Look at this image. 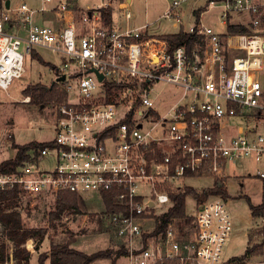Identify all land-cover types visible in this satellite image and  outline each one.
Returning <instances> with one entry per match:
<instances>
[{
  "label": "built area",
  "instance_id": "obj_1",
  "mask_svg": "<svg viewBox=\"0 0 264 264\" xmlns=\"http://www.w3.org/2000/svg\"><path fill=\"white\" fill-rule=\"evenodd\" d=\"M6 1L0 89L7 91L26 73V58L45 48L60 57L52 69L65 76L56 83L66 98L55 108V136L17 170L0 172V190L113 193L117 210L105 216L126 250L125 264H264L226 256L234 224L221 194L195 198L194 213L160 228L174 205L171 193L187 186L182 179L224 183L229 163L264 160V0H208L199 19L213 7L222 9L225 25L245 13L251 32L219 33L198 20L184 29L202 41L192 49H171L147 25H132L128 0L111 23L101 11L111 3L88 4L78 19L77 0ZM184 1L165 8L175 27L183 28ZM160 82L184 88L163 114L154 107ZM49 156L51 166L43 167ZM257 174L264 178V170ZM21 246L36 252L32 237ZM0 264H16L12 247Z\"/></svg>",
  "mask_w": 264,
  "mask_h": 264
},
{
  "label": "rangeland",
  "instance_id": "obj_2",
  "mask_svg": "<svg viewBox=\"0 0 264 264\" xmlns=\"http://www.w3.org/2000/svg\"><path fill=\"white\" fill-rule=\"evenodd\" d=\"M120 1L126 2V0H77L78 19L81 18L88 4L97 6L111 3L116 13H119L122 11L119 6ZM169 1L128 0L126 4L133 12L131 23L134 26L147 25V30L152 35L178 32L181 28L175 27L173 20L164 17ZM207 1L186 0L182 3L180 11L183 29L188 30L201 20L219 33L227 31L220 16L222 9L219 7L208 9L199 19L198 13L206 7ZM31 3L36 2L31 1ZM248 16L245 13H236L229 21L246 24L250 21ZM37 52L38 54L33 53L26 58V73L20 78H15L7 91L0 89V162L16 155L17 148L13 143L47 141L55 136V108L58 102L36 104L30 102V96L23 94V90L29 84L42 83L49 87L56 78L52 68L54 64L60 63V57L45 48H37ZM262 81L264 83V75ZM56 88L52 90L53 93H57ZM155 89L159 95L154 100V107L162 114L180 100L184 91L183 86L163 82L157 83ZM26 97H29L27 102L23 101ZM51 164L52 158L49 156L43 160L42 166L49 167ZM258 169L264 170V160L258 162L254 159H238L227 165V177L223 181L229 195H223L222 198L231 212L234 224L232 234L225 246V254L228 257L242 256L251 238L253 242L250 244L260 242L263 238L258 230L264 226V221L261 223L260 217L252 215L246 198L250 196L255 204L264 199V178L257 174ZM215 180L214 177H186L181 181L196 189H203L212 187ZM57 194L55 192H41L34 195L22 193L16 200L7 204L9 209L16 208L21 211L24 228L45 230L44 235L35 233L30 236L34 240L36 252L30 254L29 264H38L41 253L49 252L55 244L69 245L88 253L107 248L119 249L120 240L107 222L105 216L107 207L100 193L83 192L79 208L67 209L58 218L53 219L51 213L56 209ZM194 205L195 197L189 195L186 199L189 213L195 212ZM181 227L186 229L187 224L182 223ZM2 243H5L8 254L11 247L15 252V243L6 237L4 227L0 223V246ZM244 260L263 261L264 251L249 255ZM110 263L111 259L102 258L91 264ZM46 264H50L49 261ZM117 264H125V258H118Z\"/></svg>",
  "mask_w": 264,
  "mask_h": 264
},
{
  "label": "trees",
  "instance_id": "obj_3",
  "mask_svg": "<svg viewBox=\"0 0 264 264\" xmlns=\"http://www.w3.org/2000/svg\"><path fill=\"white\" fill-rule=\"evenodd\" d=\"M4 0H0V6ZM101 11L105 20L108 23L113 21L114 7H102ZM199 15V13H198ZM199 17V16H198ZM227 31L229 33H244L250 32L251 29L245 24L228 23ZM162 37L168 40L171 49L186 45L189 49L195 47L196 44L202 43L201 39L195 34L186 32L181 28L178 32L161 34ZM42 59V58H40ZM57 83L50 85L49 87L42 83L29 84L24 90V96H30V102L36 104H47L50 102H60L66 98V93L56 88ZM56 88L57 93H53L52 90ZM17 148L16 155L12 158L5 159L0 162V172H9L17 170V168L26 160L31 158V154H38L39 150L45 147L47 141H30L28 143L19 144L13 143ZM22 193L18 188L0 190V223L4 227V233L6 237L10 238L15 243V258L16 264H29L30 253L25 247L21 248V244L26 239L35 233L45 234V230L26 229L23 226V217L19 209L8 208L7 204H10L16 200ZM211 194H221L224 196L229 195L228 189L225 185L217 184L215 187H208L203 189H196L193 186L187 185L184 191L171 193V198L174 201V205L161 216L160 228L163 229L174 217L187 218L186 216V199L189 195H194L195 198L200 200L205 199ZM81 194L72 191H59L56 198V209L51 213L53 219L58 218L67 209L79 208ZM103 200L106 204V213L117 210L115 207V197L113 193L104 192L102 194ZM248 204L251 208L252 215L264 218V199L262 202L255 204L250 196H246ZM6 203V204H5ZM4 204V205H3ZM258 233L262 235L260 242L252 243L246 249V252L234 259H245L249 255L259 254L264 251V226L258 230ZM49 253V254H48ZM126 250L123 245L120 244L119 249L107 248L105 250H98L95 252H85L83 250L70 247L69 245L55 244L51 247L49 252L41 253L38 258V264H46L50 261V264H91L97 259H111L110 264H117L118 258L123 256ZM9 256L5 243L0 246V260L5 261Z\"/></svg>",
  "mask_w": 264,
  "mask_h": 264
},
{
  "label": "water",
  "instance_id": "obj_4",
  "mask_svg": "<svg viewBox=\"0 0 264 264\" xmlns=\"http://www.w3.org/2000/svg\"><path fill=\"white\" fill-rule=\"evenodd\" d=\"M9 3H10V0H7V1H6V5H9ZM99 76H100V78H103V75H102V74H100ZM64 78H65L64 75H62V76L56 78V79L52 82V85H54V84H55L57 81H59V80H63Z\"/></svg>",
  "mask_w": 264,
  "mask_h": 264
},
{
  "label": "crops",
  "instance_id": "obj_5",
  "mask_svg": "<svg viewBox=\"0 0 264 264\" xmlns=\"http://www.w3.org/2000/svg\"><path fill=\"white\" fill-rule=\"evenodd\" d=\"M113 7V6H112ZM115 10V9H114ZM235 15V14H234ZM234 15H233V17H234ZM246 15H248V14H246ZM249 17V16H248ZM232 19V18H231ZM229 23H234V24H239L238 22H231V21H229ZM241 24H244V23H241ZM248 23H246L245 25H247ZM132 25H134V24H132ZM248 26V25H247ZM226 27H227V25H226ZM219 185H225V183H221V182H219L218 183ZM80 194H82V193H80ZM252 212V211H251ZM260 219H261V223L264 221V218L263 217H260ZM49 261V260H48ZM49 263H50V261H49Z\"/></svg>",
  "mask_w": 264,
  "mask_h": 264
}]
</instances>
